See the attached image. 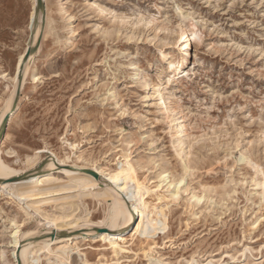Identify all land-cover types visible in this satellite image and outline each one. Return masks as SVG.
<instances>
[{"label": "rangeland", "instance_id": "obj_1", "mask_svg": "<svg viewBox=\"0 0 264 264\" xmlns=\"http://www.w3.org/2000/svg\"><path fill=\"white\" fill-rule=\"evenodd\" d=\"M43 3L28 74L27 66L2 121L1 158L25 175L52 163L48 172L63 181L64 169L89 171L100 188L106 177L96 170L110 174L129 161L148 190V212L161 208L166 228L152 237L127 231L118 255L108 242L81 241L91 264H150V256L162 264H264V0ZM32 9V0H0V121L37 27ZM181 15L198 21L201 38L164 90L167 119L157 89L168 69L159 51L179 55ZM179 113L191 127L177 146ZM60 179L31 216L0 190V252L6 248L8 260L15 225L33 239L45 228L43 215L105 219L111 200L96 197L98 189L63 188Z\"/></svg>", "mask_w": 264, "mask_h": 264}, {"label": "bare ground", "instance_id": "obj_2", "mask_svg": "<svg viewBox=\"0 0 264 264\" xmlns=\"http://www.w3.org/2000/svg\"><path fill=\"white\" fill-rule=\"evenodd\" d=\"M35 1L36 0H32V14H34ZM37 1L39 5L37 4L35 10L37 12L39 9V13L34 14L35 18L37 16V27L35 26V30L33 29L35 31H33L34 35L32 34L34 37L31 36L33 37V40L29 42L27 45L28 47L25 48L19 56V61L12 77L14 81L17 77V81L12 91L13 97L9 101L5 114L3 115L4 117L2 116L3 118L0 121V129L2 127L3 119L6 116H11L13 113V98L15 99L19 87L21 88L24 71L27 66L28 74L30 61L32 59V54H30L31 56H28L30 60L28 61L27 54L30 52L31 47L36 40L35 37H37L38 34L40 35L41 14L42 12H46V7L43 0ZM32 18H34V16ZM174 29L177 34L176 44L179 47V55H172L173 53L170 51H164L162 49L159 51V57L162 61L166 62V68L168 69L167 78H164V83H162L157 89L160 95V110H162L164 114V117L162 116L163 118H167L171 114L170 110L167 108L168 106H166L167 96L164 94V90H166L167 84L170 82L171 78L180 70H183L184 66L188 63V56H190L188 48L190 47L191 49V41L197 43L198 40H200L199 38H201L199 23L192 17L181 15L178 17ZM34 79H36L35 76ZM172 119H175L180 126V130L175 126L176 136L174 137L175 144L179 146L187 136H190L189 129L191 126L188 122H185L184 114H180L179 117ZM32 162H30V164ZM123 164L125 166H123ZM123 164L120 163L117 170L110 174H103L100 170L95 169L97 171L96 173H100L106 177V179H104L105 186L100 188L101 182L99 180L101 178L98 177L99 179H97L95 175L89 173V171L76 172L64 169L62 171L65 173L66 181H63L51 172H48L55 166L51 163L45 164L43 167L42 171L47 172L39 174V172L33 171L31 174L25 175L24 173L26 172H22L21 169L19 170L11 166L9 163H6L0 156V190L13 198L14 201H17L20 208L24 209L25 215L31 216L32 212H42L41 208L47 201V199H44L43 197L52 193L51 191L55 189L57 190V187L61 182H59V179L62 180L63 188L76 187V189H79L80 191H90L85 192L88 195L92 194L93 190L95 191V189H98V191L94 193L96 197H101L105 201L111 200V203L109 202L110 204L108 205L105 219L103 221L100 220L98 223L91 222L87 216H75L71 213L70 215L68 213L61 217L47 214L43 215V225L45 228L43 230L37 229L36 232H38V235L33 239L25 234L20 236L21 233L19 235V232L21 231L18 227L19 225H15V229L12 231L11 239L9 241L10 243L8 242L11 247V260H8L7 258L6 248L1 249V260L8 262L9 264H18V262L20 264H91L87 254L79 247L81 241H94L97 239L108 242L111 245L112 251L118 255L124 250L121 243L125 241V233L127 231L133 229L134 232L142 237H152L158 233V231L165 229L166 218L163 210L161 208H156L157 210H155L153 216L148 212V204L144 196L145 193L148 192L146 186L141 185L137 181L128 160H125ZM23 174L25 176H20ZM80 191L79 193H81ZM125 210L129 213V217L127 218L123 215ZM135 214L139 216V220L133 228L131 225L137 219ZM58 219H61V221ZM125 219H127L128 223H125ZM57 221H60L61 224H58ZM80 221H82V223H89V225L85 226L80 223ZM113 227L121 228V230L116 234L112 233L111 229ZM84 230L86 232H80ZM52 244L55 245L52 246ZM152 259H154V261H152ZM149 260L150 264H162L160 260L151 256L149 257ZM116 262L118 263L119 261L117 260ZM103 263L105 264L108 262L106 260V262Z\"/></svg>", "mask_w": 264, "mask_h": 264}, {"label": "water", "instance_id": "obj_3", "mask_svg": "<svg viewBox=\"0 0 264 264\" xmlns=\"http://www.w3.org/2000/svg\"><path fill=\"white\" fill-rule=\"evenodd\" d=\"M18 264H20V263L18 262Z\"/></svg>", "mask_w": 264, "mask_h": 264}]
</instances>
